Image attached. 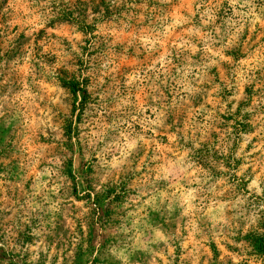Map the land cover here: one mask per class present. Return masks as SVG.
I'll return each instance as SVG.
<instances>
[{
	"label": "rangeland",
	"instance_id": "374dc122",
	"mask_svg": "<svg viewBox=\"0 0 264 264\" xmlns=\"http://www.w3.org/2000/svg\"><path fill=\"white\" fill-rule=\"evenodd\" d=\"M263 236L264 0H0V264H264Z\"/></svg>",
	"mask_w": 264,
	"mask_h": 264
},
{
	"label": "trees",
	"instance_id": "16d2710c",
	"mask_svg": "<svg viewBox=\"0 0 264 264\" xmlns=\"http://www.w3.org/2000/svg\"><path fill=\"white\" fill-rule=\"evenodd\" d=\"M63 85L69 88L72 92H76L81 89L78 85V82L73 79H70L67 82H63ZM257 248L262 253V255H264V236L259 240Z\"/></svg>",
	"mask_w": 264,
	"mask_h": 264
}]
</instances>
